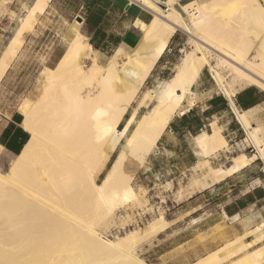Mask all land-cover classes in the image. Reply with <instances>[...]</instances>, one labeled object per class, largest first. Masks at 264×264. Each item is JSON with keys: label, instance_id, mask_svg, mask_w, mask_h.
Here are the masks:
<instances>
[{"label": "bare ground", "instance_id": "bare-ground-1", "mask_svg": "<svg viewBox=\"0 0 264 264\" xmlns=\"http://www.w3.org/2000/svg\"><path fill=\"white\" fill-rule=\"evenodd\" d=\"M131 1L152 14L148 23L136 21L142 36L133 50L117 49L101 65L84 37L75 32L56 66L43 71L38 95L26 96L18 105L21 126L29 138L7 172H0V264H147L134 250L163 230L164 221L152 220L113 239L105 232L118 212L121 227L129 225L134 215L141 219L154 212L135 191L133 175L178 108L193 95L191 87L201 70L209 69L234 111L231 98L236 83L264 90V8L258 0L192 1L181 6V12L175 9V0ZM48 2L36 0L18 21L0 56V81L21 47L23 34L33 29L35 14L43 12ZM243 3L250 5L241 11ZM237 13L240 18L229 30L230 19ZM176 31L187 35L192 49L159 89L143 92L118 129ZM150 96L153 105L136 119ZM236 117L256 154L242 153L227 168L208 167L205 179L218 181L256 158L264 163L258 129L251 128L245 114L236 113ZM196 142L206 156L225 146L218 133H203ZM228 249L196 264H258L264 258L261 247L228 262L242 247L235 252Z\"/></svg>", "mask_w": 264, "mask_h": 264}, {"label": "crops", "instance_id": "crops-1", "mask_svg": "<svg viewBox=\"0 0 264 264\" xmlns=\"http://www.w3.org/2000/svg\"><path fill=\"white\" fill-rule=\"evenodd\" d=\"M35 1L0 0V35L11 20L17 22V28L19 20ZM192 1L204 3L210 0H175L174 7ZM258 2L264 8V0ZM64 9L70 20L80 18L79 32L94 51L98 64H101L98 54L111 56L117 49L133 50L142 36L136 21L141 19V22L148 23L152 18L151 12L131 0H49L43 12L35 14L33 31L45 33L52 23L66 21V16H62L65 15ZM30 34V31L25 32L23 37ZM181 47L182 42L176 32L141 89L155 90L176 73ZM191 92L193 95L178 108L139 169L145 181L167 187L189 171L198 173L173 194L177 202L170 218L167 220L161 216L166 223L164 229L143 242L149 243L157 238L146 252L154 264H196L223 248L228 247L229 252H235L242 247V251H237V256L233 255L228 260L232 262L245 253L264 247V163L256 158L218 181L205 179L208 167L227 168L233 165L238 155L251 156L256 151L249 154L250 143L245 141L243 129L227 108L224 98L212 86L205 69L199 73ZM234 96L251 128L258 129L264 146V90L245 83L240 89H235ZM144 108H139L136 119ZM128 115L125 114L120 125L124 124ZM21 119L20 113L15 110L0 116V141L13 152L22 150L28 138V133L20 126ZM132 127L128 130L131 131ZM203 133H218L224 139L225 146L206 156L196 142ZM0 148L1 152V145ZM205 161L208 165H205ZM198 168H201V172ZM204 182L206 186H202ZM258 264H264V259Z\"/></svg>", "mask_w": 264, "mask_h": 264}, {"label": "rangeland", "instance_id": "rangeland-1", "mask_svg": "<svg viewBox=\"0 0 264 264\" xmlns=\"http://www.w3.org/2000/svg\"><path fill=\"white\" fill-rule=\"evenodd\" d=\"M229 1H233V0H229ZM249 5L250 3L241 4V8H242L241 11L243 9L248 8ZM175 9L181 12V7H175ZM63 12H64L63 14L65 15H62V16L63 17L66 16L67 18L66 21H59L57 23L56 22L52 23L51 26H49L48 28L49 30H46L45 33H43L42 31L35 32L32 29L30 31L31 34L29 36L22 37L21 47L16 57L11 62L10 67L8 68L5 75L0 81V116L1 114L4 115L8 111H12V110L18 111V105L24 97L31 96L32 98H34L38 95L39 90L44 82L43 71L46 68L53 69L56 66L57 62L60 60L61 56L65 52V49L68 44L69 36L75 33L76 31L79 32V22L76 21L75 19L70 20L66 15L67 11L65 9L63 10ZM238 18H240L239 13L231 17L230 23H229V26H230L229 30H231L235 19H238ZM16 26H17V22L11 20L9 24L3 27L4 31L1 33L2 36L0 35V53L1 54L4 52L10 40L11 34L15 30ZM176 32H177L178 39L182 42V47H181V52H180V58H182L186 54V52L192 49V46L188 42V37L186 34H184L181 31H176ZM139 37H140V34H139ZM98 56L101 59V64H105L104 62H106V59L110 55H99L98 54ZM203 69H205V73L210 78L209 69L207 67ZM221 72L223 76L226 78V81L230 82L228 72L224 69H222ZM210 81L212 83V86L216 88L211 79ZM244 83L245 82L241 81L242 85H244ZM143 84L141 85L136 96L132 100L129 111H131V109L136 106L137 100L143 94V92L146 91V88L141 89ZM241 84L236 83L234 85V88L236 90L240 89V87L242 86ZM157 89H159V86ZM157 89H155L154 91H156ZM187 99L188 98H186L185 100ZM153 103H154V97L150 96L143 106L145 108L141 116L151 108ZM127 113L130 114V112H127ZM20 126H21V123H20ZM122 126L123 125L119 124L118 129H121ZM27 136L29 138L28 134ZM122 143H123V140L121 141L120 145L117 146L116 150L109 157L107 164L105 165L103 170L99 173L100 175H98L97 181H100L103 178L108 164L112 162L114 153H117L119 151ZM0 145L3 148V150L0 152V172L4 173V172H7L8 167L10 165V161L13 159L14 156L18 155L21 152V150L13 152L4 146L2 141H0ZM248 152L250 155L252 154L249 150ZM198 170L199 172H201L200 171L201 168H198ZM192 175L197 176L198 173L189 171L177 177L176 180L171 182L169 187H167V186H163L159 184L156 185V184L145 181L144 179H142L141 175L139 174V170H138L133 175L132 185L135 191L140 194L141 198L145 200L146 205H152L155 210L153 213L141 219H139V217H135V215L133 217L132 215L133 217L132 222L129 225H126L124 227H121L118 223V215L120 214L118 212L117 213L118 215L116 216L114 222L112 223L110 228L105 232V236L110 239H113L115 236H122L126 232H129L131 230L145 227L146 224L148 222H151L152 220L161 219L162 215L163 217H166V219L168 220L170 218L172 211L174 210L176 206L175 203L177 202V199L173 197V194L177 190L186 186V184L189 182ZM156 239L152 240L149 243H143L139 248H136L134 250V253L137 256L139 255L138 257H141L148 264H154L152 260H150L146 256V252L153 245Z\"/></svg>", "mask_w": 264, "mask_h": 264}, {"label": "built area", "instance_id": "built-area-1", "mask_svg": "<svg viewBox=\"0 0 264 264\" xmlns=\"http://www.w3.org/2000/svg\"><path fill=\"white\" fill-rule=\"evenodd\" d=\"M209 76H210V79L212 80V82L214 83V80L211 76V74L209 73ZM218 93L224 98L225 102H226V105H227V108L229 109V111L231 112V114L233 115V117L235 118V120L237 121V123L239 124V126L241 127V129H243V133H244V138L246 137V131L245 129L241 126V124L239 123V121L237 120V117H236V113H241V111L239 110L236 102H235V96L232 97V102H233V106H234V109L235 111L233 110L229 100L223 95V93L221 92V90L216 86V84L214 83ZM248 150L250 152H252L253 150H255L253 147H251L250 145H248Z\"/></svg>", "mask_w": 264, "mask_h": 264}, {"label": "trees", "instance_id": "trees-1", "mask_svg": "<svg viewBox=\"0 0 264 264\" xmlns=\"http://www.w3.org/2000/svg\"><path fill=\"white\" fill-rule=\"evenodd\" d=\"M90 44L94 47V48H96L97 49V47L95 46V45H93V43L90 41ZM111 163V162H110ZM110 163L108 164V166H107V168H106V170L109 168V166H110ZM5 173V172H4Z\"/></svg>", "mask_w": 264, "mask_h": 264}, {"label": "water", "instance_id": "water-1", "mask_svg": "<svg viewBox=\"0 0 264 264\" xmlns=\"http://www.w3.org/2000/svg\"><path fill=\"white\" fill-rule=\"evenodd\" d=\"M76 21L80 22V18H77Z\"/></svg>", "mask_w": 264, "mask_h": 264}]
</instances>
